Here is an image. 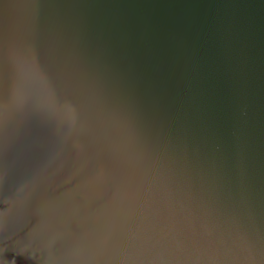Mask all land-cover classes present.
<instances>
[{"label":"water","instance_id":"1","mask_svg":"<svg viewBox=\"0 0 264 264\" xmlns=\"http://www.w3.org/2000/svg\"><path fill=\"white\" fill-rule=\"evenodd\" d=\"M0 264H264V0H0Z\"/></svg>","mask_w":264,"mask_h":264}]
</instances>
